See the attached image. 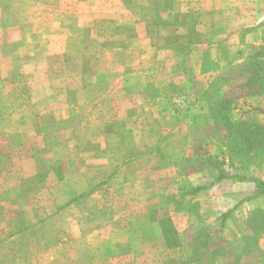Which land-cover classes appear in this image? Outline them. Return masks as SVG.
<instances>
[{
	"label": "rangeland",
	"instance_id": "1",
	"mask_svg": "<svg viewBox=\"0 0 264 264\" xmlns=\"http://www.w3.org/2000/svg\"><path fill=\"white\" fill-rule=\"evenodd\" d=\"M215 1L229 36L247 38L231 86L216 73H197L195 56L186 53L195 42L178 22L181 0H0V264L177 259L158 245L166 209L152 213L155 223L142 219L148 202L167 197L179 205L176 196L189 190L182 176L207 157L264 179V100L241 85L249 57H264V0ZM165 26L174 29L168 41ZM257 66L260 84L264 65ZM164 135L170 164L153 159L152 170L170 182L137 190L138 198L125 203L137 208L135 222L149 244L136 247V260L118 263L116 255L132 248L122 244L123 216L111 212L123 204L118 181L106 178L99 162L144 155ZM204 198L188 205L201 208ZM206 217L196 212L185 242ZM249 225L244 239L212 235L213 254L233 264L257 258L252 243L264 231V208Z\"/></svg>",
	"mask_w": 264,
	"mask_h": 264
},
{
	"label": "crops",
	"instance_id": "2",
	"mask_svg": "<svg viewBox=\"0 0 264 264\" xmlns=\"http://www.w3.org/2000/svg\"><path fill=\"white\" fill-rule=\"evenodd\" d=\"M261 11L264 14V8ZM178 17L179 25L190 29L189 38L195 42L196 46L189 49L186 53H189L191 57L193 55L195 56L197 64H199L197 73L201 76L216 73L221 76V85L231 86L233 78L231 79L230 72L236 66L238 67L243 60L241 55L244 52L243 48L247 40L245 35L240 34L236 39L230 37L229 22L226 17L223 20L221 19L220 9L215 0H181ZM259 29L262 37L260 44L264 46V21L261 22ZM163 30L167 34L168 41L174 29L165 26ZM156 31L158 32L159 28L150 29L149 40ZM144 32L146 35L148 34L147 31ZM165 39L161 38V41H165ZM158 50L159 48L157 47L153 52L155 53ZM244 66L243 68H245ZM206 85L208 86V83ZM259 97L261 100H264V92L260 93ZM119 129L120 131L116 135L119 134L121 136L120 134H122L123 128L120 127ZM126 133L128 134L129 132H125L124 134ZM169 140L164 135L157 142L153 150H150L144 155L133 157L125 162L119 163L115 161L116 163H114L113 159H108L110 161L106 159L99 162V166L105 171L107 170L105 173L106 178L116 177L118 181L117 199L119 200V204H123L117 206L114 210H110L116 213V215L123 216L122 218L125 223L124 229L123 227L121 229L126 233V240L122 244L131 246L132 248L128 254L116 255V261L118 263L124 262V259L128 258H132V261L136 260L137 258L134 253V251H137L136 247L138 245L149 244V242H146L143 233L145 231L144 227L140 224L137 225L135 222L137 208L133 207L132 204L125 203L126 201L130 202L138 198L137 190H142L146 194L153 186L163 188V186L168 184H164L167 180L164 174L158 172L157 174L161 177H157L153 174L152 169L157 167V165L153 164V159L162 161V164L166 166L170 164L168 159L171 151L166 153L165 149L167 148L166 144L171 145V141ZM214 164L216 167L206 162L199 169L182 176L183 181L189 187L204 185L207 187L199 190L195 194L185 192L176 196L178 203L181 205L172 203L170 206L168 204L170 202L166 197L159 203L148 202L141 209V213L145 215L142 219H145L146 224H152L155 223L154 219L151 218L152 213L165 208L169 220L168 228L171 229L175 236V243L170 244L166 237L167 232H165V228L157 222L159 247L165 251H163L165 253L164 255L176 252L177 257L175 258L177 259H173L169 255V257L164 256L162 260L155 258V262L153 260L151 261L152 264H233L228 259L226 260L213 254L212 235L219 234L230 239H238L244 236V239L248 234L247 229L250 228V217L257 210L260 211L264 208V204H262V202L264 203V194L259 196L255 195L259 188L252 178L217 179L218 168L225 169L228 172H231V170L227 166ZM258 178L264 180L261 177ZM166 182L170 181L168 180ZM200 195L205 197L201 201V208H198L197 204V206H194L195 209H192L188 204L191 200L195 201L196 199L194 198H199ZM198 210L201 212L204 211L207 215L205 222L199 228H194L195 231L192 236L185 242L183 235L193 227L191 219ZM225 214L227 216L223 217ZM252 244L255 247L254 249L260 251L261 254L257 258L250 257L238 264H264V231L257 235L256 241Z\"/></svg>",
	"mask_w": 264,
	"mask_h": 264
},
{
	"label": "trees",
	"instance_id": "3",
	"mask_svg": "<svg viewBox=\"0 0 264 264\" xmlns=\"http://www.w3.org/2000/svg\"><path fill=\"white\" fill-rule=\"evenodd\" d=\"M254 59V60H252ZM264 59V57H263ZM263 59H256V56H254V54L252 56L249 57L248 60V64L250 63L249 61L252 60L251 64L248 65V67H246V69L244 70L246 73H249L248 79L246 81H244L241 85H244L245 87H247L248 89H254L252 92H250L251 94H260L262 92H264V80L260 82V84L256 83V77H257V65L262 66V64L264 65V61ZM222 101L220 100L219 103H216L217 105H220ZM215 104V105H216ZM229 121V120H228ZM230 122V121H229ZM231 124H236V122L231 121ZM259 126V125H257ZM260 127H264V125L260 126ZM206 162L208 164H211L213 166L216 167V165L211 161L210 157L206 158ZM223 178H237V179H246V178H250L247 175H244L243 173H235V172H228L225 169H221L218 168V177L217 179H223ZM252 180L256 183V185L258 186L259 190L256 192V196L259 195H263L264 194V180L258 178V177H251ZM207 186H193V187H189V190L187 192L191 193V194H195L196 192H198L199 190H202L204 188H206ZM228 214V213H227ZM227 215H223V217H226ZM162 222H164V224H162ZM165 223H167L168 227H169V220L167 217H164L163 219H161V225L164 228ZM169 229V230H168ZM165 232H167L166 237L168 242H170V244H174L175 243V236L173 234V232L171 231L170 228H165Z\"/></svg>",
	"mask_w": 264,
	"mask_h": 264
}]
</instances>
